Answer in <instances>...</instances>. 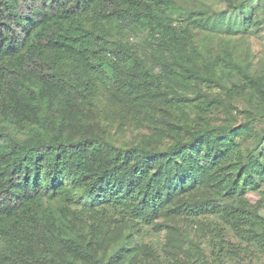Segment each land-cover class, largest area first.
Returning <instances> with one entry per match:
<instances>
[{"label":"trees","instance_id":"obj_1","mask_svg":"<svg viewBox=\"0 0 264 264\" xmlns=\"http://www.w3.org/2000/svg\"><path fill=\"white\" fill-rule=\"evenodd\" d=\"M191 1L0 0V264H147V227L193 262L264 252V73L221 37L263 29L260 0Z\"/></svg>","mask_w":264,"mask_h":264},{"label":"rangeland","instance_id":"obj_2","mask_svg":"<svg viewBox=\"0 0 264 264\" xmlns=\"http://www.w3.org/2000/svg\"><path fill=\"white\" fill-rule=\"evenodd\" d=\"M178 3L181 5L183 2L182 0H177ZM207 4L212 6L214 9H224L226 7L225 3H223V0H204ZM195 4L197 7L202 6L201 2L191 1L190 5ZM185 5V4H184ZM264 5V0H260L258 2L253 3L252 7L255 10L256 15L261 14L264 16V10H259ZM194 33L196 35L197 40L200 39L202 36L206 35L207 32H204V30H201L200 28H195ZM249 33V32H248ZM126 37L131 40L132 42L140 43L142 51V54L144 57L151 59L152 57L150 55V48L147 46H143L141 40L143 39L144 33L143 32H134L129 33L125 32ZM209 35V33H208ZM210 36H213V34H210ZM222 39H232L236 40L238 42L239 51L241 55H244V51H248V55L251 58L253 65L258 69L259 72L264 73V28L257 31V33H249L245 37H242L240 34H233L229 36L221 35ZM244 38L245 40H242ZM206 41H204L205 43ZM197 43V41H196ZM215 44V38L213 37L211 42L209 40L208 45L213 47ZM214 48V47H213ZM157 69H160V67H157ZM204 90L215 94L219 97H223L224 99H227V95L221 88L213 85V86H205ZM235 105V104H234ZM238 105V104H236ZM240 108L246 107L244 103L239 104ZM195 105L191 106L190 110V117L191 119H197L198 118V111ZM207 112V119L210 124H218V123H227V112L225 108L221 105H218L217 107H212ZM125 113H123L120 108L116 105H110L107 109V115L102 113L100 115V121L102 124L111 123L109 127H111V131L115 133L116 140L119 143L124 142L125 140L132 138L131 130L125 129L126 126L122 125V117ZM86 122V120H85ZM89 123L90 120L88 121ZM202 122V121H199ZM93 124L97 127V124L95 121H93ZM112 125V126H111ZM261 128H264V124L261 125ZM261 128L258 129V131L261 130ZM125 129V130H123ZM248 197L253 203H260L262 195L258 192H251L248 193ZM264 214V210L261 212ZM140 239L144 243H147L151 250L150 255H146L141 252V259L142 257H146L148 260L147 264H205L202 263V260L200 262H193L191 259H194V257L187 258L186 255L183 253H180L179 251L171 249L167 244V232L165 230L162 231H156L151 227H147L142 229L140 232ZM203 243V242H202ZM203 246L208 247V251H211V248L203 243ZM253 252L260 253L259 251H256L253 248ZM153 253H158V258H156ZM209 254V253H208ZM250 251H243L240 252V255L236 257L235 259H232L231 257H228L223 264H264V252L260 254V256L257 258L256 256H251ZM232 254L231 256H233ZM208 262H211V256L208 255L207 257ZM146 264V263H145Z\"/></svg>","mask_w":264,"mask_h":264}]
</instances>
